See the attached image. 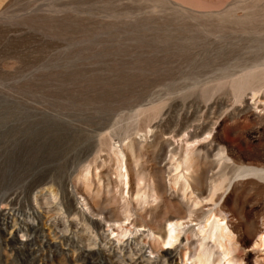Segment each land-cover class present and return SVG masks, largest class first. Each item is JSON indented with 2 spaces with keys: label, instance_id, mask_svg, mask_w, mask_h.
<instances>
[{
  "label": "rangeland",
  "instance_id": "rangeland-1",
  "mask_svg": "<svg viewBox=\"0 0 264 264\" xmlns=\"http://www.w3.org/2000/svg\"><path fill=\"white\" fill-rule=\"evenodd\" d=\"M176 2L220 14L165 0H0V264H120L84 251L89 171L110 173L94 188L99 210L130 165L165 168L179 201L168 169L187 149L203 173L201 193L187 194L207 199L225 180L223 216L245 264H262L264 0ZM135 188L151 197L144 181Z\"/></svg>",
  "mask_w": 264,
  "mask_h": 264
},
{
  "label": "bare ground",
  "instance_id": "bare-ground-1",
  "mask_svg": "<svg viewBox=\"0 0 264 264\" xmlns=\"http://www.w3.org/2000/svg\"><path fill=\"white\" fill-rule=\"evenodd\" d=\"M165 1L182 11L206 18L220 14V10L201 11L178 5L176 0ZM237 1L239 0H227L225 5L231 6ZM184 154L180 165L174 170L168 169V189L175 193L182 192L179 201L169 200L167 197L166 180L163 177L165 168L157 169L161 176H151V169L138 173L130 165L124 166L123 171H115L114 182L118 190L110 200L105 198V206L99 210L92 200L100 198L103 191L100 186L97 192H94V188L103 180L105 173H110L103 167L94 175L89 171L86 188L88 210L92 217L97 213L102 218L103 225L82 213L90 230L84 246L87 255L96 251L106 260L118 259L120 264H187L191 258L195 259L193 264H245L243 246L237 243L236 236L228 225L229 218L223 216L224 209L216 197L226 181L214 183L207 199L187 194L190 188L201 193L203 173L190 162L193 153L187 149ZM174 172L179 174L170 176ZM253 173H259V176L261 174ZM123 181L126 183L125 195L119 190ZM141 181L146 183L151 197H147V194L140 197L139 189H134ZM177 186L182 189L177 191ZM109 203L115 207V211L107 210ZM252 233V248L261 252L264 248V223L254 228ZM190 236L197 239L193 247L189 244ZM261 263L264 264V255Z\"/></svg>",
  "mask_w": 264,
  "mask_h": 264
}]
</instances>
